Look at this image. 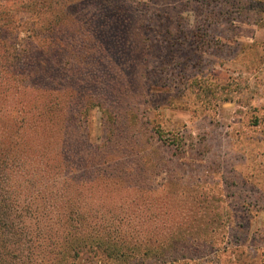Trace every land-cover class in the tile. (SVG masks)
Wrapping results in <instances>:
<instances>
[{"label": "rangeland", "instance_id": "1", "mask_svg": "<svg viewBox=\"0 0 264 264\" xmlns=\"http://www.w3.org/2000/svg\"><path fill=\"white\" fill-rule=\"evenodd\" d=\"M125 11L132 18L122 41L93 34L91 16ZM66 13L44 31L57 33L59 52L24 53L23 32L18 49L0 51V131L9 135L0 139V210L9 238L41 257L76 210L94 235L179 232L160 255L95 264H264V0H83ZM119 49L122 60H109L106 50ZM43 55L45 74L20 88L13 63L28 73ZM125 83L138 91L113 98ZM50 103L59 120L43 128L27 113ZM118 145L129 151L119 160L132 179L114 177L115 157L101 162Z\"/></svg>", "mask_w": 264, "mask_h": 264}, {"label": "trees", "instance_id": "2", "mask_svg": "<svg viewBox=\"0 0 264 264\" xmlns=\"http://www.w3.org/2000/svg\"><path fill=\"white\" fill-rule=\"evenodd\" d=\"M81 1L83 0H63L60 3V6H56L58 2L52 0H22L20 3H10L9 5H7L6 2L0 3V51H3L4 47L11 50L18 49L16 47V45H19L17 40L20 38V33L23 32L25 39H21L24 40L25 45L23 47L21 46V50H23L24 53L29 51L28 48L30 49V47H32V49H37L38 47L48 54L53 50L55 52H59L62 43L61 40L58 39L57 33H54L52 36H50L45 34L44 31L46 29L52 30V26L55 25L53 17L58 16L59 14H63L64 17H67V8L74 3L76 4L77 2ZM22 9L30 13L29 18H24V16L21 17L19 12L22 11ZM124 13L125 15H123ZM124 13H120V15L115 17L101 15V19L97 18L99 16H91L89 18L90 24L93 21L94 25L96 24L97 27H99V29L94 28L97 29V31L93 34L100 38L99 40L111 42V39H113L111 35L113 33L117 35V38H115L116 40L119 39L118 41H122V39L127 36L126 34H128L127 27L128 24H130V19L132 18V16L130 17V14L126 11ZM103 28H105V31H102ZM121 31L124 33L123 36L120 35ZM132 36H134V34H129L131 39H133ZM196 36L197 43H200L198 38L200 39L203 34H197ZM106 52L111 54L109 60H117L119 62L122 60V54L125 53V50H106ZM21 54L22 51L15 53L13 60H17L18 62L16 63H19ZM113 54L116 55L117 59L113 56ZM140 56L142 59L146 58L144 54H141ZM16 63H13L14 71L12 72L18 77H21V85H19L20 88L25 87L23 85L25 81L32 85H36L37 82H33L31 78L37 76L38 79L39 77L43 76L45 74V69L43 66H45L46 69H48V66H50L49 60L44 55L41 59L34 62V70L28 73L21 71V69L17 67ZM123 77L126 79L127 76ZM116 86L117 88H112L110 92L113 94L111 95L113 98L125 96L123 93L124 91H127L126 95L130 98L132 96V92H129V90L133 89L138 91V88L136 86H132L131 83H125L123 86L121 84L118 86L117 84ZM143 89L145 90V88ZM32 98L35 99V95L32 96ZM55 105L56 103H50L44 109H40L35 113L27 114L35 116V118L38 120L37 123L41 125V127L47 128L50 127L48 124L59 120V116H55L51 113L52 110H54L53 106ZM129 108L130 109L127 111L131 110L132 112H137L136 110L133 111L130 106ZM104 111L106 112L107 109ZM25 131L26 130H23L19 133L21 145L24 143L22 139L25 137ZM7 135L8 134H6L4 131H0V139H4ZM107 141L110 142L111 139L108 138L104 140L106 143ZM123 149L128 151L126 146H124ZM125 151L123 152L119 145L112 147L111 150L105 148L101 154L103 159V161L101 160L102 164L109 167L117 160L121 159V157H124L119 154L125 153ZM114 157L117 160L114 163H111L109 159H114ZM115 166L119 167V174H116L114 177L118 178L119 180H121L122 177L132 179V177L136 175L134 169H132L131 174L129 173V171H131L130 168H128V166H126L122 160L116 162ZM139 170H141L142 175L146 173L144 168ZM127 173H129V175ZM138 175L139 173L137 176ZM106 214H113V216L115 215L114 213L108 212ZM3 217L4 212L0 210V264H76L77 261L82 259L87 260L90 264H95V259L99 256H104L105 260L116 259L117 261L119 260L124 262L127 260L128 256L133 253L147 255V253L150 252L152 254L160 255L164 251V245L167 240L171 239V241H175L176 237L179 235V232L175 229L165 230V225L152 232H146L144 236L141 235V238L138 236H133L132 231L126 232V234L129 233L127 235L124 234L125 232L120 234L117 227H114L112 232L94 235L93 232L84 231V229L80 227V223L78 222L79 218H81L80 214L76 212V210H73L70 212L68 220H66L68 221V224L64 226V229L66 230L63 237L58 240L59 242L54 241V244H52L51 247L49 245L47 248H45V254H42L43 256L38 257L40 252H33L32 250L34 249L30 248L26 242L23 243L16 241L13 238H9L6 227L7 224L5 223L6 219ZM22 245L26 246L22 249ZM24 253V259H26L25 263L22 262V255H24Z\"/></svg>", "mask_w": 264, "mask_h": 264}]
</instances>
